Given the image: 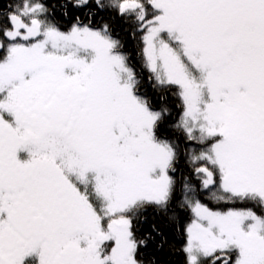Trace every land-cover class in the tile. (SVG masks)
Masks as SVG:
<instances>
[{"label":"snow or ice","instance_id":"snow-or-ice-1","mask_svg":"<svg viewBox=\"0 0 264 264\" xmlns=\"http://www.w3.org/2000/svg\"><path fill=\"white\" fill-rule=\"evenodd\" d=\"M0 264H264V0H0Z\"/></svg>","mask_w":264,"mask_h":264}]
</instances>
